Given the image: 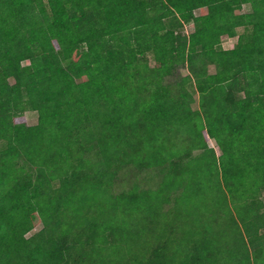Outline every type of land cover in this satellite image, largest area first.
<instances>
[{"label": "trees", "instance_id": "trees-1", "mask_svg": "<svg viewBox=\"0 0 264 264\" xmlns=\"http://www.w3.org/2000/svg\"><path fill=\"white\" fill-rule=\"evenodd\" d=\"M245 5L251 13H242ZM223 36L237 38L236 45L224 50ZM184 65L190 76L183 81L195 80L200 92L195 111L185 84L166 82ZM27 110L39 114L37 126H26ZM177 116L191 133L189 148L201 152L192 162L211 175L228 148L224 175L238 178L241 132L264 130V0H48V8L43 0H0V264H97L98 241L105 234L106 244L114 231L84 225L75 204L89 182L102 187L104 180L110 191V171L81 157L94 145L78 140L98 138L106 168L168 164L170 183L192 154L165 158L151 134ZM262 138L251 154L264 159ZM155 203L151 197L152 209ZM40 223L43 230L27 238ZM159 248L147 264H166L160 250L168 245Z\"/></svg>", "mask_w": 264, "mask_h": 264}, {"label": "rangeland", "instance_id": "rangeland-1", "mask_svg": "<svg viewBox=\"0 0 264 264\" xmlns=\"http://www.w3.org/2000/svg\"><path fill=\"white\" fill-rule=\"evenodd\" d=\"M43 2L48 8V0ZM251 12L249 5L243 7V14ZM186 31L191 34L194 27L187 26ZM236 32L241 34L243 29H237ZM237 40L223 36L221 47L229 50L236 45ZM148 58L150 65L154 66L153 56L148 55ZM23 65L27 66L29 62ZM208 69L211 74L216 71L212 66ZM189 74L187 66H178L166 82L185 84L191 108L195 111L199 109L200 92L195 80L183 81ZM23 116L26 126L38 125L37 112L27 110ZM180 117L171 118L170 123L151 134L155 143L153 147L163 146L165 158L175 154L182 156L187 151L192 154L186 164L188 167L185 171L182 169L183 175L176 176L170 183L168 175L166 180L164 177L168 164L148 166L117 161L106 168L95 146L98 138L89 141L90 138L82 136L78 140L84 147L90 143L94 145L91 151H84L81 157L103 171H110V191L104 185V180L103 183L98 180L102 187L89 182L78 193L75 204L80 205L76 212L84 225L98 222L106 231H114L113 236L107 233L109 241L106 244L102 242L105 234L98 239L97 264H147L155 260L156 256L158 258V254L155 256L157 252H154L164 244L168 245V249L164 252L161 249L160 255L166 264H264V249L259 257V243L256 241L260 236V243H264V159L263 156L261 159L251 154V150H261L258 138L262 136L264 139V130L260 128L241 132L235 158L240 166V175L232 182L227 180L223 171V167L229 166L228 148L224 149L222 165L219 164L218 170H214L211 175L204 165L192 162L201 152L198 154L197 150L189 148L192 136ZM203 137L208 147L220 156L222 152L211 137L206 132ZM149 145L144 146V149ZM17 164L29 170L30 165L23 157H19ZM59 182L58 179L54 180L52 188H58ZM163 186L164 190L158 192ZM123 194H126L125 198H120ZM132 194H139L141 198L131 200L127 195ZM151 197L156 199L155 209H152ZM71 214L69 210L67 218ZM110 227L113 228L108 230ZM43 228L44 225L40 223L26 235L27 238ZM83 253L85 256L92 255V246H85Z\"/></svg>", "mask_w": 264, "mask_h": 264}]
</instances>
